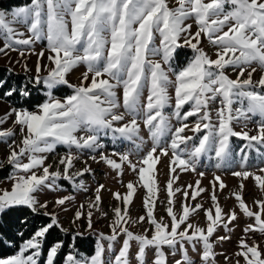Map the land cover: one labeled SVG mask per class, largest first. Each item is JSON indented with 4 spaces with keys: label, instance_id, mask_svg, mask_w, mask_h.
<instances>
[{
    "label": "snow or ice",
    "instance_id": "snow-or-ice-1",
    "mask_svg": "<svg viewBox=\"0 0 264 264\" xmlns=\"http://www.w3.org/2000/svg\"><path fill=\"white\" fill-rule=\"evenodd\" d=\"M189 20L196 25L195 32L191 31L193 23ZM14 23L23 24L26 32L17 31ZM0 36L3 37L0 53L4 55L8 51H19L23 56L18 46H30L46 39L47 59L51 62L47 76L41 77L38 59L37 74L29 81L34 85L42 84L47 89L48 99L37 102L32 109L11 107L0 118V125L11 119L19 126L21 134L20 142L16 143L15 132L0 127V142L13 138L7 156L13 171L5 178L11 187L0 189V214L12 209H27L33 216L46 218L33 225L27 237L18 230L15 235L21 242L15 245L13 254L0 255V264H56L61 258L63 264H106L102 244L90 258H78L71 250L65 252V249H72L73 244L66 245L59 238L49 240L54 229L65 234L67 229L60 224L57 213L47 211L48 202H41L39 194L54 190L58 180L74 182L75 177L91 171L90 167H85L72 172L76 156L71 151L59 160L63 171L59 168L52 171V165L46 164V154L53 153L57 145L98 152L99 159L96 155L90 157L93 161L105 163L121 176L127 166L138 177L136 183L126 184L125 194L112 193L122 207L112 210L111 234H100L102 239L109 241L108 249L113 248V242L122 239L111 264H133V256L135 264H170L169 255L175 257L177 254L180 258L175 259L174 264H197L189 255L188 246L198 255L200 264H215L211 238L220 227L231 231L229 225L241 214L252 222L243 228L235 264H240L241 259L243 264H264V248L249 236L256 232L264 236V199L254 200L256 210H253L244 198V181L249 178L264 193V167L257 172L243 169L232 173L240 178V185L239 191L232 193L236 207L228 211L218 201L215 182L208 208L199 202L188 203L196 201L206 191L200 187L199 180L195 187L189 184L184 189H173L174 181L179 178L177 170L195 172L200 157L206 152L214 151L218 161L230 160L232 137L246 141V148L264 146V119L257 122L256 134L250 135L252 130L248 129L253 116L264 118V74L257 81L253 80L257 66L264 72V0H31L30 5L14 9L10 18L0 10ZM204 37L215 46V59L201 46ZM185 47L194 55L185 67L176 71L172 62L178 50ZM37 55L43 57L44 51ZM81 64L86 65V70L81 74L79 85H73L67 76ZM229 68L237 72L235 79L227 74ZM5 83L0 80V88ZM58 86L72 88L73 93L63 100L57 99L52 90ZM146 86L147 102L142 104ZM169 87L174 89L173 115L180 121L174 128L163 114L172 99ZM14 94L27 99L31 91L25 84L19 88L10 87L3 96ZM217 100L220 106L214 110L217 122L213 123L210 106ZM237 103L241 107H234ZM185 105L190 107L182 113ZM141 117L150 134L151 146L135 161L130 154L115 150L111 156L107 155L100 141L101 136L109 133L113 140L119 138L133 143L138 140L136 149L140 151L143 138L138 119ZM190 117H198L191 127L187 123ZM240 121L244 123L238 132L234 122ZM188 131L193 135H186ZM80 132L84 134L77 135ZM169 133L170 142L161 144L162 137ZM197 133L201 135L196 136ZM193 140L198 143L189 145ZM240 151L243 153L244 148ZM169 153L170 179L165 188L169 222L166 223L163 217L155 216L156 199L153 197L158 195L159 188L154 171L160 158ZM246 158L241 156L242 160ZM220 166L217 163L216 167ZM199 175L202 177L204 173ZM214 181L219 182L220 190L226 187L219 176H215ZM139 187L146 189L142 200L145 214L132 219L129 205ZM103 189L104 185L97 186L94 200L88 204L89 210L83 212L84 205H80L74 221L86 215L88 228H93L92 209L100 210L99 193ZM187 189H193L191 194ZM176 193L184 197L179 212H174ZM70 199L60 197L54 204L67 211L64 206ZM200 211L204 212L205 227L190 222ZM101 215L108 214L102 212ZM145 222L150 227L143 233L130 230L133 225ZM19 223L23 227L29 223L28 218L20 219ZM12 239H4L0 225V249L5 244L13 246ZM217 239L222 241L230 237ZM133 242L137 245L134 254L131 252ZM62 252L65 254L61 257ZM149 252L152 253L150 260ZM228 259L226 255L225 260Z\"/></svg>",
    "mask_w": 264,
    "mask_h": 264
},
{
    "label": "rangeland",
    "instance_id": "rangeland-1",
    "mask_svg": "<svg viewBox=\"0 0 264 264\" xmlns=\"http://www.w3.org/2000/svg\"><path fill=\"white\" fill-rule=\"evenodd\" d=\"M31 2L27 5H30ZM26 6V5H23ZM22 7V6H19ZM228 6L226 5V8ZM18 7L11 8L10 10H4L8 15L9 18L11 17V12ZM189 23H193L191 20H189ZM13 27L17 31L26 32V27L23 24H17L14 23ZM192 32L196 31V25L193 23V28L191 29ZM158 43V41H157ZM3 46V37L0 36V47ZM204 51L211 56L213 59H215V46H213L211 43L208 42L207 38H202V44ZM23 52L24 55L21 56L19 51H8L7 55H4L3 53H0V66H5L11 69L14 72L18 73H25L30 75L31 77L36 76V67L37 62L39 59V63L41 65V72L39 75L41 77L47 76L48 67L51 66V62L47 59V56L49 55V52L47 51V40L42 39L34 43L30 46H18ZM190 51L189 58H187L188 62L193 57L194 53L191 51V49L185 47ZM41 51H44V56L38 58V53ZM187 57V54L183 55V58ZM151 59L158 60L159 57H150ZM187 62V63H188ZM173 63V68L178 66V64ZM26 66V67H25ZM255 66V65H254ZM27 69V70H26ZM86 70V65H78L68 76L67 79L69 82L73 85H79L81 74ZM227 74L232 78L235 79L237 72H234L231 68L227 69ZM264 74L262 70L257 66L256 73L253 74V80L257 81L260 76ZM172 79H175L172 74H169ZM246 78V76L244 77ZM44 87V86H43ZM60 87V86H58ZM57 87V88H58ZM67 87V86H64ZM44 89L45 93V100L48 99L46 92L47 89ZM56 89V88H55ZM259 90V89H257ZM54 89L52 90L53 97L57 99L63 100L68 95H71L73 93V89L67 87L65 90H63V95H57L54 92ZM169 95L172 97V99L169 101L168 105L165 106L163 109V114L166 118L169 120V124L171 127H177L180 124V121H177L175 116L173 115L174 112V89L172 87H169L168 89ZM118 95L121 94L120 89L117 90ZM148 95V89L147 86L143 90L142 94V104L146 103V97ZM43 101V102H44ZM219 101H215L211 104L212 109V117H213V123H216V117H215V108L219 107ZM11 107H14L8 102H5L4 100L0 99V118L4 117V114L9 111ZM190 106L185 105L183 111L188 110ZM234 107H241L239 103L235 104ZM120 111H123V108L120 109ZM127 119V118H126ZM198 119V117H190L187 123L191 127L195 121ZM261 119L260 116L256 115L253 116L251 121L248 122V129H251L250 135L256 134L255 128L257 122H259ZM138 123L140 124V136L143 138V144H140V151H137L136 144L139 143L137 140L136 143H133L132 141L128 140H122V139H116L113 140L112 134L109 133L107 136H101V143L105 146L103 151L111 156L112 152L115 150L120 153H128L130 154L131 159L133 161L137 160L139 155L143 153V151H146L152 144V140L150 137V134L148 132L147 127L143 124V118L138 119ZM243 121L240 122H234V129L235 131H241L243 127ZM3 129H12L15 132V136L13 137L16 141V143H19L21 140V134L19 130V126H16L12 123V120H8L7 123L0 125ZM244 129V130H248ZM83 132L77 133V135H83ZM186 135H193L190 131L185 133ZM196 136L201 135L200 133L195 134ZM170 133L166 135L165 137H162L161 144L166 145L170 142ZM13 138H5L3 142H0V168L5 167L9 171V174L13 171L11 166L8 164L7 156L10 152L9 144L11 143V140ZM193 143H198L197 140H193L189 142V145ZM246 141H243L237 137H232L230 139V144L232 148V156L231 159L225 162L218 161L215 157L214 151H209L203 154L197 165H196V171H188V172H180L179 169L177 172L179 173L178 180H175L173 183V189L181 188L184 189L187 185L191 184L195 187L196 181H200V187L206 189L205 192L201 193L199 197H197L196 201L189 200L188 203L194 204V203H202L205 208H208L211 206V200L210 195L212 194L213 188L212 184L215 182L217 184V190L216 195L218 197V201L221 205V207L228 211L230 209H233L236 207L237 202L235 201L232 193L239 191V185H240V178L232 175L234 171H241L243 169H246L250 172H257L259 168L264 167V146L262 145H255L252 148H246ZM241 148H244V152L242 153L240 151ZM72 152L76 159L74 161V166L72 168V172L79 171L81 169H84L85 167H90L91 171L88 173H85L83 176L75 177L74 182H70L68 180H58L56 181V186L54 190H45L41 194H39V199L41 202L47 200L48 202V209L49 212H55L58 215L60 224L63 226V228L67 229V233H70L72 235H76L77 233H80V236H92L94 237L95 244H94V250L93 254L95 253L96 248L98 245L102 244L105 247V262L106 264H111V261L113 259V253L118 252L119 248L121 247L122 239L118 240L117 242H113V248L108 249V243L109 241L102 239L100 234L103 233L105 236L110 235V228L109 224L112 221L113 218V209L117 206H121L118 201H116L112 193L114 192H120L121 194H125L126 184L128 182H134L136 183L138 181V177L135 173L131 171L130 168L127 166L124 167L123 175H119L116 171L110 169V167L106 166L103 162H96L93 161L90 157L93 155L97 156V159H99L98 152H92L88 149L84 150H78V149H68L67 146L64 145H57L56 150L53 153L46 154L47 160L46 164L52 165V171L57 170L59 168L60 171H63V167L59 165V160L61 157L65 156L68 152ZM241 156H246V160H242ZM115 158V157H113ZM171 159V153H169L168 156H162L160 158V162L156 166V170L154 171V177L156 179L159 192L156 197H153V199H156V209H155V216L159 219L161 217L164 218V221L167 223L169 222V217L166 214V200H167V194L165 191L166 188V182L170 179L169 174V161ZM26 162V161H25ZM217 163H220V167H216ZM203 172L204 175L201 177L199 173ZM8 174V175H9ZM173 176L176 174H172ZM219 176L221 178V181L226 185V187L223 190H220L218 185L219 182L214 181V177ZM7 177V176H6ZM6 177H0V189L8 188L10 189L11 183L6 180ZM245 187H244V198L246 200V203L253 207V210H256L253 201L258 199H264V193H261L259 189L255 186L253 179L249 178L248 180L244 181ZM98 185H104V189L101 190L99 193L102 202L100 204V210L97 211L96 209H92L93 211V217H92V224L93 228H88V220L85 216H82L81 219L74 221V215L77 210H80V205H84V208L82 209L83 212L87 213L88 204L90 201L94 200V197L96 195V188ZM189 193L193 191V189H187ZM146 195V189L139 187L137 190V193L135 194L133 202L129 205V213L132 219H136L139 216H142L145 214V210L142 206V200ZM60 197H70L71 199L66 203L64 206L67 211L61 210L60 206H57L54 204V201L57 198ZM174 199V212H179L181 202L184 200V197L181 193H176L173 197ZM44 211V210H41ZM236 211L239 213V209L237 208ZM106 212L107 216H102L101 213ZM194 224H197L201 227L206 226L205 216L204 212L200 211L198 215H194L191 218V221ZM252 221L248 218L244 217L242 214L239 215L238 219L233 222L229 227L231 228V231H226L223 227H220L217 229V231L214 233L213 237L211 238L213 243V250L215 252V264H235V261L237 257L235 256V253L238 251V241L239 238L243 235V228ZM150 225L148 223H138L131 227V231L134 233H143V231L147 228H149ZM151 233H149L150 235ZM220 236H228L230 239L227 240H219L217 239ZM249 236L256 240L261 248H264V236H262L259 232L256 233H249ZM247 239V237H246ZM249 243H251V240H249ZM137 251V245L135 242H133L131 252L134 254ZM166 252H170L169 249L165 248ZM189 255L197 261V264H200V260L198 255L193 252L192 248L188 246ZM76 254V252H74ZM78 258H90V257H84L82 255L76 254ZM228 256L229 259L226 261L225 256ZM152 257V253H148L149 260ZM179 254H177L175 257L169 255V261L170 264H174L175 259H179ZM133 264H135L134 256L132 257ZM240 264H243V260H240Z\"/></svg>",
    "mask_w": 264,
    "mask_h": 264
},
{
    "label": "trees",
    "instance_id": "trees-1",
    "mask_svg": "<svg viewBox=\"0 0 264 264\" xmlns=\"http://www.w3.org/2000/svg\"><path fill=\"white\" fill-rule=\"evenodd\" d=\"M30 2L31 0H0V8L4 10H10L14 7L27 5ZM185 54H187V57L183 58V55ZM189 55L190 51L188 49H179L178 54L173 60L174 64H178V66L174 67V70L178 71L181 68L185 67L187 65V58H189ZM30 78L32 77L28 74L14 72L8 67L0 66V80L6 82L4 86L0 88V99L10 103L14 107H23L28 109H32L37 102H43L46 97L43 85L31 84L29 82ZM25 84L28 85L29 90L31 91V96L29 98L24 99L16 94L11 97L3 96V93L10 87L19 88ZM66 88L67 87L60 86L54 89L53 92L57 95H63V90H65ZM9 171L10 170H7V168L5 167L0 168V177L8 176ZM24 217L28 218L29 223L21 227L19 220L23 219ZM44 219L46 218L42 216H33L27 209H12L6 211V213L4 214H0V225L3 226L4 239L8 240L9 237H13L11 242L13 246H8L7 244H5L3 248L0 249V255H11L16 251L15 245L21 242L20 237L18 235H15L18 230L23 231L25 237H27L32 230V226L43 222ZM73 237H75L74 240ZM56 238L62 239L66 245L69 243L74 245L72 249H65V252L71 250L73 252H76V254L82 255L84 257H90L93 254L95 240L92 236H74L70 233L65 234L58 229H54L51 236L49 237V240H54ZM64 254L65 253L62 252L61 257ZM56 264H63L62 258L58 259Z\"/></svg>",
    "mask_w": 264,
    "mask_h": 264
}]
</instances>
